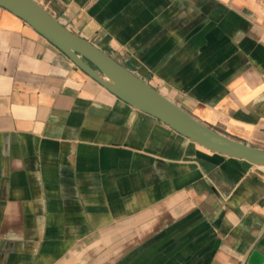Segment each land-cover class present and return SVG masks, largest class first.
<instances>
[{
  "label": "crops",
  "instance_id": "crops-1",
  "mask_svg": "<svg viewBox=\"0 0 264 264\" xmlns=\"http://www.w3.org/2000/svg\"><path fill=\"white\" fill-rule=\"evenodd\" d=\"M216 130L264 149V0H38ZM264 165L123 100L0 6V264H247Z\"/></svg>",
  "mask_w": 264,
  "mask_h": 264
},
{
  "label": "water",
  "instance_id": "water-1",
  "mask_svg": "<svg viewBox=\"0 0 264 264\" xmlns=\"http://www.w3.org/2000/svg\"><path fill=\"white\" fill-rule=\"evenodd\" d=\"M0 6L26 20L82 70L136 108L214 152L264 165V149L230 137L199 120L110 53L69 29L38 0H0ZM247 264H264V254L254 250Z\"/></svg>",
  "mask_w": 264,
  "mask_h": 264
},
{
  "label": "bare ground",
  "instance_id": "bare-ground-1",
  "mask_svg": "<svg viewBox=\"0 0 264 264\" xmlns=\"http://www.w3.org/2000/svg\"><path fill=\"white\" fill-rule=\"evenodd\" d=\"M106 78H108L107 76H105ZM204 146V145H203Z\"/></svg>",
  "mask_w": 264,
  "mask_h": 264
}]
</instances>
